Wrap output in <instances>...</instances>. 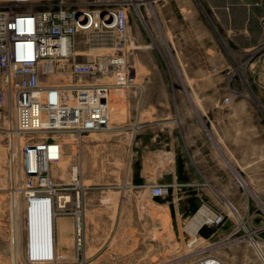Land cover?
Masks as SVG:
<instances>
[{
  "label": "built area",
  "instance_id": "1",
  "mask_svg": "<svg viewBox=\"0 0 264 264\" xmlns=\"http://www.w3.org/2000/svg\"><path fill=\"white\" fill-rule=\"evenodd\" d=\"M142 4V0H0V108L9 107L14 116L7 143L9 161L14 162L10 201L19 198L22 242L31 263L59 259L55 220L62 214L75 217L76 252L81 261L86 259L84 193L90 184L75 171L69 181L56 180L53 166L63 155L59 137L62 132L82 137L122 126L113 119L111 94L122 88L142 89L124 53L131 41V9H138L143 17ZM261 25L264 30V16ZM81 41L111 50L81 60L79 56L86 54V49L77 48ZM263 47L264 40L251 53ZM213 69L234 76L232 68ZM57 72L62 76L55 79ZM239 94L240 89L230 85L224 101L229 103ZM6 117L0 111V119ZM148 188L152 196L169 192L166 183L149 184ZM196 215L201 218L197 234L204 224H222L228 213L202 198L185 223L190 235L187 224ZM18 226L13 231L18 233ZM247 237L264 264L260 238L252 233ZM197 238L189 243L194 244ZM180 264L224 262L207 253Z\"/></svg>",
  "mask_w": 264,
  "mask_h": 264
},
{
  "label": "crops",
  "instance_id": "2",
  "mask_svg": "<svg viewBox=\"0 0 264 264\" xmlns=\"http://www.w3.org/2000/svg\"><path fill=\"white\" fill-rule=\"evenodd\" d=\"M200 3L207 13L214 15L223 37L231 41L226 52L214 45L207 47V50H216L220 68H232L234 55L250 54L262 44L264 0H201ZM149 5L157 16L160 34L172 51L181 53L178 46L181 48L182 44L175 43L176 40L182 42L184 39L186 46L197 47L203 26L198 0H162L157 9L152 1ZM144 10H147L146 6ZM129 29L138 41L147 37L148 26L144 20L135 24L132 19ZM254 54H257L251 63L255 67L254 75L264 81V47ZM236 81L226 71L211 72L199 65L190 69L189 79L179 87L180 96L176 100L179 112L167 110L164 115L156 116L164 120L165 127L145 134L143 139L144 143H151L157 140V136L166 135L159 153L160 156L170 154L171 159L168 162L161 157L156 160L150 153L151 156L143 159L135 180L138 184L166 183L170 185V191L167 195L154 197L144 189L121 192L117 206L102 201L85 203V257L89 258L84 261L111 263L114 256L97 245L103 232L111 231L112 238L119 239L128 235L130 229H135L139 239L130 254L149 256V259L152 254L156 255L159 259L156 264H180L207 253L219 256L224 264H263L251 241L239 238L240 235L231 238L236 224L229 216L222 224L202 225L194 244L189 243L190 234L185 229L187 217L197 210L202 198L225 212L231 199H237L244 212L247 209L245 190H240L242 180L246 181L243 173H246V167L262 160L248 161L246 152L263 151L264 120L255 105L261 104L260 99L257 102L247 95H233L229 103L224 101L230 85L237 86ZM172 120L177 121V126L168 125ZM201 120L207 124L206 130ZM231 135L235 136L234 139ZM152 210L157 213L156 218L151 217ZM160 214L170 220V230L174 232L177 246L172 249L168 243L159 241L156 250L148 254L146 232L156 224L162 228ZM74 230L75 217L72 214L56 216L58 261H81L76 252ZM153 238L157 236L153 235ZM93 249H97L96 252L88 254Z\"/></svg>",
  "mask_w": 264,
  "mask_h": 264
},
{
  "label": "rangeland",
  "instance_id": "3",
  "mask_svg": "<svg viewBox=\"0 0 264 264\" xmlns=\"http://www.w3.org/2000/svg\"><path fill=\"white\" fill-rule=\"evenodd\" d=\"M142 1L144 4L141 5L140 9L143 17L138 13V9L133 7L131 9L132 14L130 13V21L132 22L134 19L136 24L140 19L144 20L148 26L147 37L138 41L137 36L131 34L129 29L131 41L129 47H125L124 51L136 71L137 80L142 85V89L122 88L113 90L111 94L112 105L117 107H115L116 110L114 107L112 109L113 119L122 126L103 132H91L82 137L73 132H62L59 137L63 142V155L61 160L54 164L53 174L57 181H69L76 168L77 175L83 182L90 184V188H87L84 193V207L85 203H94V201H102L106 205L113 203L117 206L121 192L140 189L148 191L149 184H161H138L135 181L141 170L143 159L151 156L150 153H152V158L156 160L161 157L162 160L168 162L171 159L170 154H161L160 156L159 153V148L165 143L166 135L157 136V140L154 142L144 143L145 134L165 127L164 120L156 116L164 115L167 110L179 112L176 102L180 96L179 87L189 79L190 69L194 70L199 65L209 68L211 72H217L213 69L214 66H218L216 50H207V47L214 45L217 49L221 48L226 52L231 44L229 39L223 37V32L219 29L214 15L211 12L207 13L200 3L201 0H198L200 19L203 20L198 45L192 48L190 45H185L184 39L182 42L181 40H174L175 43L182 44L181 48L178 46L181 53H176L171 50L160 34L157 16L152 12V7L149 5L152 1L154 9H157L158 3L162 0ZM144 6L147 7V10H144ZM96 41L99 43L102 40L97 39ZM77 48L86 49V54L79 56L81 60H87L94 55L111 50L103 44L89 45L88 43L84 44V42L79 43ZM256 57L257 54L252 53L234 55L235 60L232 69L234 77L237 79L236 85L241 92V94L234 96L247 95L257 102L260 99L261 104L255 103V105L262 112L264 120V81L259 80L258 76L254 75L253 69L255 67L251 64ZM218 68L220 67L218 66ZM222 72L224 71L219 73ZM184 92L183 90V94ZM167 101H170L171 105ZM0 111L7 114L5 119H0V264H56L31 263L26 260V249L22 244V229L18 219L21 211L14 210L10 201V178L11 169L14 172V162L12 159L9 161L7 143L8 131L11 130L8 129L10 128L9 122L14 120L13 110L11 112L9 107L4 106L0 108ZM176 122V120H172V125H168L177 126ZM201 125L205 130L207 129L205 121L201 120ZM230 137L234 139L235 136L231 135ZM246 157L248 161L252 160L253 162L254 159H261L262 161L246 167V173H243L246 181L242 180L240 190L242 192L245 190L246 211L244 212L239 207L237 199L228 200L230 202L226 212H228L231 222L236 224V229L231 238L240 235L242 238H246L245 240L250 241L247 236L251 233L258 235L264 250V146L262 152L247 151ZM62 169H65L64 175ZM211 204L217 208L213 203ZM63 215L71 216V214ZM156 216L157 213L153 211L151 217L156 218ZM159 216L162 219V223H160L162 228L159 229V225L156 224L157 226L154 225L150 231L146 232L148 238L145 244L150 249L148 254L156 250L159 241L168 243L172 249L177 246L174 232L170 230V220L164 214ZM18 223L17 233L13 229ZM137 233L135 229H130L128 235L117 239L116 237L112 238L111 231L103 232V237L99 239L97 245H100V247L98 246L99 249H106L108 254L114 256L111 263L58 261L57 264H156L159 261L156 255L152 254L149 259V256L142 257L130 254L132 250L136 249L139 239ZM18 234L21 236L20 243L18 242ZM153 235L157 238H153ZM195 236L190 235V240ZM15 239L17 252L14 251ZM97 249L89 251L88 254H93ZM256 254L258 255L257 252ZM86 258L89 257L86 256Z\"/></svg>",
  "mask_w": 264,
  "mask_h": 264
},
{
  "label": "bare ground",
  "instance_id": "4",
  "mask_svg": "<svg viewBox=\"0 0 264 264\" xmlns=\"http://www.w3.org/2000/svg\"><path fill=\"white\" fill-rule=\"evenodd\" d=\"M62 75L61 74H59L58 72L56 73V74H54L53 75V78H60ZM114 105V104H113ZM114 107V109H115V107H116V105L115 106H113ZM117 108V107H116ZM116 110V109H115ZM12 125H13V127H14V123L12 122V121H10L9 122V126H10V129L11 128H13L12 127ZM63 171V175L66 173L64 170L65 169H62ZM75 172H76V170H75ZM16 199V200H15ZM15 199H13L12 200V203H11V207L15 210L16 209V211L17 212H19V211H21V207H20V205H19V198L17 197V198H15ZM16 204V205H15ZM15 211V212H16ZM29 213L27 212V215H28ZM200 220H201V218L199 217V215H196L189 223H188V225H187V228H188V230L191 232V234H193V235H196V231H197V228H198V224H199V222H200ZM20 235L18 234V242L20 243L21 242V240H20ZM22 239V241H23V238H21ZM22 244H23V242H22ZM17 241H16V239H15V241H14V251H16V249H17ZM17 252V251H16ZM57 262H58V260H56L55 261V263L57 264Z\"/></svg>",
  "mask_w": 264,
  "mask_h": 264
}]
</instances>
